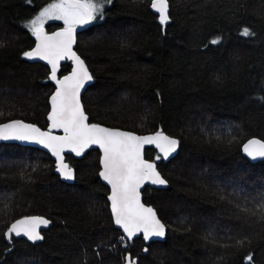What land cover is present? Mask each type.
<instances>
[{
  "label": "trees",
  "instance_id": "16d2710c",
  "mask_svg": "<svg viewBox=\"0 0 264 264\" xmlns=\"http://www.w3.org/2000/svg\"><path fill=\"white\" fill-rule=\"evenodd\" d=\"M52 2L0 0V125H49L50 70L23 53L35 45L26 23ZM169 5L161 25L149 0H111L76 46L94 80L83 96L91 124L180 142L170 161L153 148L145 153L168 182L143 192L168 228L166 240L121 239L99 177L100 151L66 156L75 171L67 184L47 153L2 143L0 264H125L128 256L137 264H264V161L243 150L251 139L264 142V0ZM244 28L254 35H241ZM71 69L66 62L59 77ZM28 216L52 226L38 244L9 243L8 227Z\"/></svg>",
  "mask_w": 264,
  "mask_h": 264
},
{
  "label": "snow or ice",
  "instance_id": "6c2138e0",
  "mask_svg": "<svg viewBox=\"0 0 264 264\" xmlns=\"http://www.w3.org/2000/svg\"><path fill=\"white\" fill-rule=\"evenodd\" d=\"M151 8L158 13L161 25L169 22V0H149ZM106 3L111 0H55L32 20L26 23L35 36L36 47L23 53L29 60L39 58L51 66L49 79L56 84V91L50 97L51 111L48 120L51 129H61L63 135L55 136L50 131L16 120L0 125V139L28 140L48 148L56 157V170L66 180L74 178L72 169L64 161L65 151L74 152L77 156L91 145H97L102 150V170L100 177L111 186V209L115 223L124 232L121 239L131 240L137 233L142 232L144 240L151 237H163L165 226L157 218L151 207L141 203L140 188L145 182L166 185L167 181L157 171L154 162L143 158L144 145H155L162 155L157 159H168L176 151L178 141L160 131L151 136H137L133 133L122 132L88 123L80 101V91L85 83L93 79L85 62L72 51L75 43V28L102 17ZM47 20H62L65 27L51 35L45 33L44 23ZM241 35H254L244 28ZM219 39L211 40L212 44ZM72 60L74 67L69 75L57 78L60 61ZM2 115V113H0ZM244 152L255 159L264 157V142L251 139L243 146ZM264 211V204L261 205ZM49 220L40 217L25 218L16 221L5 233V238L11 243L15 236H26L36 242L43 239L38 231L40 225L47 226ZM147 251V249H145ZM126 264H136L135 259L126 257ZM252 261V255L247 257Z\"/></svg>",
  "mask_w": 264,
  "mask_h": 264
},
{
  "label": "water",
  "instance_id": "95a60500",
  "mask_svg": "<svg viewBox=\"0 0 264 264\" xmlns=\"http://www.w3.org/2000/svg\"><path fill=\"white\" fill-rule=\"evenodd\" d=\"M151 9H152V8H151ZM169 9H170V5H169ZM152 11H153L156 15H158V13H156L153 9H152ZM91 22H92V21H91ZM91 22H89V23H87V24H83V25H78V26H76V28H75V43L72 45V51L75 52L76 54H77V52H76V46H77L78 35H79L82 31H84V30H85V29L91 24ZM63 28H64V27L59 28V29L54 30V31H51V32H48V31H47V28L44 27V31H45V33L51 35L52 33H55V32H59V31H61ZM34 40H35V45H34L33 49L36 47V44H37V41H36L35 36H34ZM77 55H78V54H77ZM78 56H79V55H78ZM79 57H80V56H79ZM80 58H81V57H80ZM81 59H82V58H81ZM28 60H29V59H28ZM82 60H83V59H82ZM29 61H30L31 63H40V64H42V65H45V66H47V67L49 68V70H50V72H51V66L47 63V61H45V60H41V59H39V58H35V59L29 60ZM83 61H84V60H83ZM66 62H69V63L71 64L72 69H73V67H74V63H73L72 60H69V59L61 60V61H60V65H59V69H58V71H57V78H58V79L63 78V77H59L58 74H59V71H60V69H61V66L64 65ZM85 65H86V64H85ZM86 67H87V66H86ZM87 68H88V67H87ZM72 69H71V71H72ZM88 71H89V69H88ZM70 73H71V72H70ZM70 73H69V74H70ZM89 73H90V71H89ZM69 74H67V75H69ZM90 74H91V73H90ZM91 75H92V74H91ZM93 81H94V80L92 79L91 81L86 82L85 85H84V87H83V88L81 89V91H80V101H81V104H82V106H83L84 112H85V114H86L87 117H88V123H90V119H89V116H88V114L86 113L85 108H84V104H83V96H84V94L86 93V91L88 90V88L92 85ZM51 82H52V84L54 85V88H55L54 92H55L57 86H56V84H55L54 81L51 80ZM54 92H53L52 94H54ZM50 97H51V96H50ZM49 106H50V110H49V113H50V111H51L50 99H49ZM49 113H48V115H49ZM47 119H48V117H47ZM11 122H12V121H11ZM22 122H24V121H22ZM7 123H10V122H7ZM24 123H26V124H31V123H27V122H24ZM48 123H49V125H48V127H47L46 129H42V128H40V127L34 125V124H32V125H34V126L40 128L41 131H45V132L50 131L51 134H52V135H55V136H61V135H63V131H62L61 129H51V128H50V124H51V122H50L49 120H48ZM5 124H6V123H5ZM90 124H91V123H90ZM96 125H99V124H96ZM99 126L104 127V128H108V129H112V130H119V131H122V132L133 133V134H135V135H137V136H151V135H154V134H155V133H152V134H146V135H139V134L134 133V132H131V131L121 130V129H117V128H111V127H107V126H104V125H99ZM162 133H163V132H162ZM163 134H165V133H163ZM165 135H167V134H165ZM167 136H169V135H167ZM169 137L174 138V137H172V136H169ZM174 139H176V138H174ZM176 140L179 142L178 139H176ZM258 140H259V139H258ZM260 141H261V140H260ZM262 142H263V141H262ZM2 143H7V144H18V145H21V146H23V147H32V148L40 149V150H42L43 152L47 153L48 155H50V156L52 157V159H53V161L55 162L56 167H57L56 157L53 156L52 152H51L48 148H45V147H44L43 145H41V144H38V143H35V142H32V141H28V140H16V139L2 140V139H0V144H2ZM147 148H153V149H155V150L158 152L159 155H162V154L160 153L159 149L155 147V145L146 144V145H144V149H143V158H144L146 161H149V160L146 159V156H145V153H146V149H147ZM179 149H180V142L178 143V146H177V148H176V151L173 152V153L168 157V159H166V160L163 159V160H164V161H170V160L174 159V158L178 155V153H179ZM91 150H98V151H100V153H101V159H102V155H103V153H102V150L99 148V146H97V145H91L90 147L86 148V149L84 150L83 154L80 155V156H77L74 152L65 151V152L63 153L64 161H65V163H67V162H66V156H68V155L73 156V157L76 158V159H81V158H83V157L85 156V153H86L87 151H91ZM245 155H246V157H247L251 162H253V163L264 161V157L257 156L255 159H253L252 157H249L246 153H245ZM149 162H152V161H149ZM154 163H155V162H154ZM67 164H68V163H67ZM155 164H156V163H155ZM68 165H69V164H68ZM69 167H70V165H69ZM100 167H101V170H102V164H101V162H100ZM156 167H157V164H156ZM71 169H72V168H71ZM101 170H100V171H101ZM72 171H73V174H74V178L71 179V180H66V179H64V178L61 176V174H60L57 170H56V173H57V175H58V176H59V177L65 182V183H67V184H73V182L75 181V171H74L73 169H72ZM157 171L160 173V171L158 170V167H157ZM99 173H100V172H99ZM160 175L162 176L161 173H160ZM99 177H100V175H99ZM162 177H163V176H162ZM100 179L102 180V182H103L106 186H108V187L110 188V195H111V186H110L105 180H103L101 177H100ZM146 187H151V188H154V189H157V190H164V189H166V188L168 187V182H167L166 185H159V184H152V183H150V182H145L144 185L140 188V199H141V203H143V204L145 205V207H151V208L155 211L157 218H158V219L160 220V222L165 226V235H164L163 237H151V238H149L148 240H144V241H145L147 244H151V243H155V242H164V241L166 240V237H167L168 228H167V226L163 223V221L160 219V217H159L157 211H156L152 206L147 205V204L144 202L143 192H144V190H145ZM110 195H109V196H110ZM109 202H110V206H111V201L109 200ZM111 210H112V209H111ZM112 215H113V213H112ZM31 217H40V216H28V217H22V218H20V219H18V220L25 219V218H31ZM40 218H44V217H40ZM44 219H46V218H44ZM113 219H114V216H113ZM18 220L13 221V222L11 223V225H12L13 223H15L16 221H18ZM47 220H48V219H47ZM114 223H115V220H114ZM11 225L8 227V229L11 227ZM51 226H52V222L50 221V223H49L47 226L40 225L39 228H38V231H39L40 234L42 235V232H43V231H47ZM115 226H116L120 231H122L123 235H125L124 232H123V229H122L119 225H117V224L115 223ZM8 229H7V230H8ZM6 232H7V231H6ZM42 236H43V235H42ZM13 237H16L17 239H26V240L29 241L30 243H34V244H38V243H40V242L42 241V239H41V240H38V241H36V242H33V241L28 240V238H27L26 236H23V235L17 237V236H15V235L13 234ZM138 238H143V233H142V232L137 233L134 237L131 238V240H129V239H127V238H126V239L129 240V241H131V242H133L135 239H138ZM143 239H144V238H143ZM128 257H130V256H128ZM135 261H136V264H137L138 260H135ZM125 264H126V261H125Z\"/></svg>",
  "mask_w": 264,
  "mask_h": 264
},
{
  "label": "rangeland",
  "instance_id": "374dc122",
  "mask_svg": "<svg viewBox=\"0 0 264 264\" xmlns=\"http://www.w3.org/2000/svg\"><path fill=\"white\" fill-rule=\"evenodd\" d=\"M50 23H60L61 25H63V27H65V25H64V23H63L62 20H47V21L44 23V26H43V27L47 26V25L50 24ZM77 26H78V25H77Z\"/></svg>",
  "mask_w": 264,
  "mask_h": 264
},
{
  "label": "bare ground",
  "instance_id": "6f19581e",
  "mask_svg": "<svg viewBox=\"0 0 264 264\" xmlns=\"http://www.w3.org/2000/svg\"><path fill=\"white\" fill-rule=\"evenodd\" d=\"M72 157V156H71Z\"/></svg>",
  "mask_w": 264,
  "mask_h": 264
}]
</instances>
